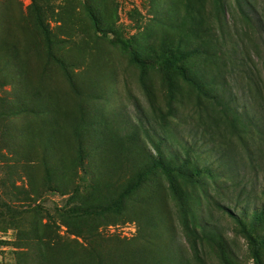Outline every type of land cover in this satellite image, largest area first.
Instances as JSON below:
<instances>
[{
  "label": "rangeland",
  "instance_id": "1",
  "mask_svg": "<svg viewBox=\"0 0 264 264\" xmlns=\"http://www.w3.org/2000/svg\"><path fill=\"white\" fill-rule=\"evenodd\" d=\"M211 1L0 0V264H196L184 257L191 253L176 215L183 195L191 217L212 215L222 230L223 239L200 246L206 264H264V242L248 237L256 229L264 237V221L252 215L264 197L250 194L258 203L241 225L233 218L243 215L234 206L239 188L205 175L230 212L207 207L208 184L179 176L182 165L173 164L180 187L173 186L154 170L159 156L136 129V116L154 108L175 125L190 123L200 88L221 89L207 84L215 72L203 52L207 29L219 24L208 23ZM244 1L264 20V0ZM226 3L221 40L248 54L264 83L249 45L256 26L244 23L235 0ZM172 54L184 57L169 67ZM229 84L250 114L245 80ZM207 151L201 166L219 172ZM262 184L264 172L251 188L260 193Z\"/></svg>",
  "mask_w": 264,
  "mask_h": 264
},
{
  "label": "trees",
  "instance_id": "2",
  "mask_svg": "<svg viewBox=\"0 0 264 264\" xmlns=\"http://www.w3.org/2000/svg\"><path fill=\"white\" fill-rule=\"evenodd\" d=\"M235 1L244 23L248 27L256 26L253 33L257 36H250L249 45L260 60L264 70V38L259 37L264 29V20L251 16L254 10L248 2L244 0ZM211 6L214 15L209 17L208 23L209 25L213 24L211 20L213 19L219 24L215 26L213 24L211 29H207L210 36H208L209 40L204 43L203 52L206 57L213 60L215 72L207 84H218L221 89H213L212 92H209L200 86L201 99L198 105L199 110L196 113L197 119L190 123L187 121L184 123L185 125L183 123L175 125L164 117L162 110L154 108L151 116H136V129L150 141L159 156L154 159V170L168 175L173 186L180 187V179L176 177L173 164L182 165L181 172H177L179 176L194 178V182L197 184H208L206 190L207 207L210 203L219 209H226L230 212L222 202H218L211 195V183L204 179L205 175L216 179L218 174L232 182L230 187L233 190L238 187L240 199H235L234 206L240 209L243 215L233 216V218L243 225V221H246L251 210H249V205L253 202L250 194L254 192L256 195L264 197V184L261 186L260 193H258L257 187L251 188L253 178H259L260 174L264 172V83L258 67L253 62L254 60L248 54L245 56L230 49L228 43L221 40V33L225 30L224 19L228 15L226 0H212ZM193 54L192 51H187L185 58L189 59ZM240 55L243 58H240ZM183 57V54L179 58L172 54L171 59H167V66L173 67L177 60L183 59ZM241 76L247 85L245 87L248 91L252 110L250 114L242 112V107L238 104V94L232 91L229 84L233 77L239 78ZM202 94L210 100L205 102ZM6 115L10 116L11 114L6 113ZM203 147H208L209 151L206 153L215 156V163L219 164V172L215 170V167L212 168V172L207 167L201 166L200 151ZM141 186L142 182L140 181L131 183L120 200L116 202V208L121 209L126 200ZM221 189V184H217L218 195L226 194L221 192ZM183 197L184 195L178 197L179 204L176 215L184 230L191 253V256L184 255V257L188 261H196V264H206L207 254L201 251L200 246L208 239H223L222 230L215 223L212 215L200 221H197L196 217H191L187 210L193 206H186ZM242 203L248 206L244 210L240 206ZM253 203L256 204L258 201L254 200ZM210 204L209 207H211ZM252 215L255 216L256 220L263 222L264 207H257L253 210ZM254 231L257 233L248 236L249 239L253 240L256 236L264 242L260 229ZM257 257L259 256L257 255Z\"/></svg>",
  "mask_w": 264,
  "mask_h": 264
}]
</instances>
